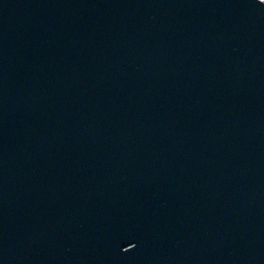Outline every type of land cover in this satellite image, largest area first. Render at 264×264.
I'll return each instance as SVG.
<instances>
[{"label": "water", "instance_id": "obj_1", "mask_svg": "<svg viewBox=\"0 0 264 264\" xmlns=\"http://www.w3.org/2000/svg\"><path fill=\"white\" fill-rule=\"evenodd\" d=\"M0 264H264V0H0Z\"/></svg>", "mask_w": 264, "mask_h": 264}]
</instances>
